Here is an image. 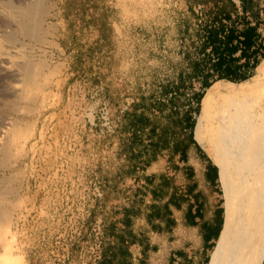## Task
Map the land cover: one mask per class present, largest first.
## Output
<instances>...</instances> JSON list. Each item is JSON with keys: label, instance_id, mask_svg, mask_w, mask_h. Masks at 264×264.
<instances>
[{"label": "rangeland", "instance_id": "1", "mask_svg": "<svg viewBox=\"0 0 264 264\" xmlns=\"http://www.w3.org/2000/svg\"><path fill=\"white\" fill-rule=\"evenodd\" d=\"M44 5L48 14L39 38L19 34L18 45L8 49L19 64L32 63L33 72L29 79L26 74L11 79L19 90L17 97L0 94V123L12 121L11 134L21 130L28 137L9 150L10 160L0 157L4 163L7 158L0 165V197L16 234L15 253L25 264H95L92 229L99 220L105 228L116 220L123 210L116 213L113 207H125L128 197L121 194L126 187L106 184L114 168L119 173L126 163L118 133L124 114H151L150 104L167 103L170 98L163 91L178 84L186 90L177 96V111H186L192 103L194 110V94L204 91L194 75L195 65L205 59L201 51L204 26L223 31L218 24L226 14L235 13L226 0H44ZM258 68L251 78L257 76ZM223 84L225 90L232 89L227 82ZM249 86L225 91L220 84L214 85L205 91L196 114L195 139L210 153L220 174L217 150L222 116L232 102L251 97L253 90L246 91ZM165 105L169 113L172 106ZM237 130L234 156L252 190L264 198V165L253 154L241 152ZM252 149L262 157L257 145ZM221 178L233 219L228 238L218 244L211 264L226 263L242 224V237L231 251L232 264L249 209L230 200L228 181L222 174ZM96 180L102 184V199L94 195ZM142 222L134 219L133 226L147 229ZM119 226L124 229L123 224ZM107 241L104 234V245ZM257 241L254 253L264 243V209L255 220ZM131 254L136 264H142L144 255L138 247ZM252 257L253 253L248 254L243 264H252Z\"/></svg>", "mask_w": 264, "mask_h": 264}, {"label": "crops", "instance_id": "2", "mask_svg": "<svg viewBox=\"0 0 264 264\" xmlns=\"http://www.w3.org/2000/svg\"><path fill=\"white\" fill-rule=\"evenodd\" d=\"M232 2L236 5L232 7L235 16L229 14L218 24L223 31L218 28L220 33L214 46L221 48L222 56L210 55L208 61L211 65H208L206 74L211 77L207 81L213 83L211 87L220 84L223 90L226 88L223 82H227L232 89L225 91L251 85L246 91L264 94L261 82L264 80V0ZM257 68L258 74L254 78L240 84L231 82H240L254 75ZM221 77L225 79L215 82ZM203 80L199 79L200 86ZM259 102H264V98L256 99L250 104L252 107L248 105L240 112L237 135L241 140V152L249 156L253 154L257 163L264 165V103ZM234 104L232 102L230 106ZM196 117L193 113L192 118ZM147 136V132L142 135L146 144ZM254 144L259 147L262 157L255 155ZM145 147H138L135 151L138 159L133 163L127 161L119 173L116 166L106 183L112 188L126 187L121 192L128 196L125 207H113L116 213L123 210L114 219H124V211L132 207L141 210V215L132 217L133 223L134 219H143L142 224L146 223L147 229L135 228L132 223L127 231L136 234L140 240L133 247L142 251V264H211L218 244L228 238L229 228L225 230V225L229 227L233 219V209L227 207L218 165L195 139V130L193 136L186 130L175 132L170 144L158 147L155 154L149 146ZM114 196L115 204H118V194L114 193ZM150 206L156 207V214L149 222L146 216L153 210ZM242 231L241 224L225 264L230 263L231 251L241 239ZM131 262L136 264L135 258Z\"/></svg>", "mask_w": 264, "mask_h": 264}, {"label": "bare ground", "instance_id": "3", "mask_svg": "<svg viewBox=\"0 0 264 264\" xmlns=\"http://www.w3.org/2000/svg\"><path fill=\"white\" fill-rule=\"evenodd\" d=\"M47 14L48 7L44 5V0H0L1 95H5L6 97H17V93L19 90L16 89L18 87L14 86V84H11V79H18L21 74H26L28 76V79L30 76H32V63L30 64L28 62H24L19 64L20 61L18 62L16 54L14 55L13 51L8 49L12 48V45H18L16 43L17 36L19 34L31 39L39 38L38 34L39 32H42L41 30H44L42 26ZM22 83L20 84L21 86ZM258 98H264V94H252L251 97H243L238 103L226 107L222 116V140L217 150L219 155V166L222 170L221 174L228 181L227 194L230 197L231 201L239 207H247L249 209V217L244 231L243 239L240 243V248L237 252L236 259L232 264H243L246 256L251 253H253V259L251 261L252 264H264V243L260 242L261 245L259 244L256 247L254 253L255 246L257 243H259V241L254 242L255 220L259 218L260 212L264 209V198L258 196L247 183L245 175L241 170V166L233 153L234 138L239 116L241 114L240 112H242L248 104L254 102ZM10 127H12V121L4 120L2 123H0V157L6 155L8 160H10L9 157H11V155L9 157L7 156L8 154H10L8 153L10 152L9 150L13 149L15 145L20 144L21 140L25 141V139H28L27 135L21 133V130H14L11 134V130L14 128L11 129ZM23 146L22 148H24ZM6 157H3L5 159V163L2 158L0 159V165H3V163L6 164ZM1 161H3V163ZM5 206V200L0 197V264H25L24 258L16 255L15 253L16 244H14V242L16 234H14L11 230L10 225L12 223V220L10 217V213L8 215L7 211L4 210Z\"/></svg>", "mask_w": 264, "mask_h": 264}, {"label": "trees", "instance_id": "4", "mask_svg": "<svg viewBox=\"0 0 264 264\" xmlns=\"http://www.w3.org/2000/svg\"><path fill=\"white\" fill-rule=\"evenodd\" d=\"M231 7H235V3L232 0H227ZM228 15H225V18ZM203 36L205 42L204 49H201L203 57L205 58L198 65H195V76L197 79L203 80L202 87L204 91L202 93H196L193 96L194 101L197 102L194 110L189 106L186 111L178 112L175 106L177 96L182 95L186 90L184 84H178L177 87L170 90H164L163 94L169 97L167 103H154L150 104L151 114L137 113V112H126L123 117V122L118 130L122 139V152L126 155V162L133 163L138 159L137 153L135 152L138 147L149 146L155 154L158 147L168 146L173 140V136L177 131H190V136H193L196 127L197 119L192 118V114L198 115V111L201 109V103L207 91L212 83H209L211 75L206 74L208 67V59L210 55L222 56L220 47L215 48L217 44L219 29L210 25H205L203 29ZM211 49L210 53L207 54V50ZM210 63V62H209ZM211 65V63H210ZM254 75L243 79L240 82L232 81L234 83H242L249 80ZM225 79V77L218 78L215 82ZM230 81V80H229ZM185 89V90H184ZM172 90V91H171ZM182 91V92H181ZM175 96V97H174ZM169 104L170 112L166 113ZM148 133L147 144L143 142V133ZM160 144L158 145V143ZM145 147V148H146ZM151 213L147 214L146 218L150 222V218L156 214V207L150 206ZM155 209V210H154ZM141 215V210L138 208H130L124 211V219L112 220L109 225L105 228V235L108 238L103 248L102 259L98 264H131L132 254L130 248L140 243L139 238L133 232L127 231L128 226L132 225V217ZM227 222V218H226ZM123 224L124 229L119 225ZM227 225H225V230Z\"/></svg>", "mask_w": 264, "mask_h": 264}, {"label": "built area", "instance_id": "5", "mask_svg": "<svg viewBox=\"0 0 264 264\" xmlns=\"http://www.w3.org/2000/svg\"><path fill=\"white\" fill-rule=\"evenodd\" d=\"M109 124V123H106ZM94 186V195L96 198L102 199L103 192H102V184L100 181L96 180L93 183ZM92 233H94L96 237V250H97V257L95 258V264H98L102 259L103 248H104V234H105V227L102 220H99L95 223L94 229H92Z\"/></svg>", "mask_w": 264, "mask_h": 264}, {"label": "water", "instance_id": "6", "mask_svg": "<svg viewBox=\"0 0 264 264\" xmlns=\"http://www.w3.org/2000/svg\"><path fill=\"white\" fill-rule=\"evenodd\" d=\"M196 128V127H195Z\"/></svg>", "mask_w": 264, "mask_h": 264}]
</instances>
